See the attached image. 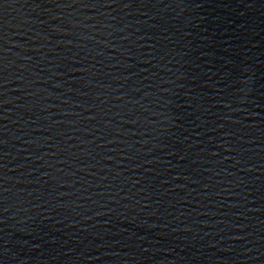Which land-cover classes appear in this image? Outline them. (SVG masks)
I'll return each instance as SVG.
<instances>
[{
  "label": "water",
  "instance_id": "obj_1",
  "mask_svg": "<svg viewBox=\"0 0 264 264\" xmlns=\"http://www.w3.org/2000/svg\"><path fill=\"white\" fill-rule=\"evenodd\" d=\"M0 264H264V0H0Z\"/></svg>",
  "mask_w": 264,
  "mask_h": 264
}]
</instances>
